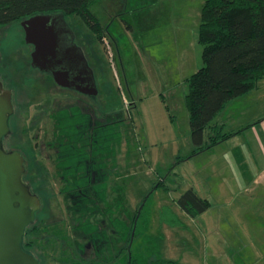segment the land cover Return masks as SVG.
I'll return each mask as SVG.
<instances>
[{"label":"rangeland","instance_id":"rangeland-1","mask_svg":"<svg viewBox=\"0 0 264 264\" xmlns=\"http://www.w3.org/2000/svg\"><path fill=\"white\" fill-rule=\"evenodd\" d=\"M123 1V11L113 10L107 0L90 9L103 33L100 40L77 17L64 18L92 69L97 91L92 103L104 106L103 147L100 152L98 137L92 135L87 165L78 166L76 160L64 164H74L70 168L76 180L71 183L51 167L50 149L49 158L36 150L26 155L25 177L42 203L33 225L45 211L49 222H66L74 205L76 216L80 211L89 220L85 232L78 228L74 233L77 247L84 244L79 235L87 233L91 262L86 264H128L130 259L134 264H264L262 177L258 160L246 151V130L192 154L186 80L202 66L197 28L204 0ZM0 43V77L12 86L16 114L30 99H50V91L39 86V74L30 68L31 48L19 22L0 28ZM28 74L34 76L30 83L22 79ZM243 97L229 102L213 120L222 133H231L244 118ZM26 109V117L12 119V135L24 132L17 146L24 153L33 144L51 146L57 137L50 122L31 123L35 107ZM37 131L40 141L34 137ZM58 137L69 152L65 135ZM188 189L208 203L195 218L176 206ZM47 235L25 238L39 264H68L71 259L80 264L65 248L49 244Z\"/></svg>","mask_w":264,"mask_h":264},{"label":"trees","instance_id":"trees-1","mask_svg":"<svg viewBox=\"0 0 264 264\" xmlns=\"http://www.w3.org/2000/svg\"><path fill=\"white\" fill-rule=\"evenodd\" d=\"M99 2L0 0V28L20 23L34 15L61 14L64 18L77 17L100 40L103 35L101 27L90 12ZM197 42L201 46L202 66L186 80L185 95L193 155L241 132L222 133L213 120L230 101L254 90L264 80V0H204L199 15ZM176 206L189 218H195L208 209L207 201L191 189L180 195ZM134 221L135 217L131 227ZM174 225L177 222L170 226ZM34 230L33 225L27 226L21 241L22 249L32 256L34 254L26 248L25 238ZM129 241L130 238L127 244ZM127 244L125 250H128ZM128 264L134 262L130 259ZM149 264L177 263L153 260Z\"/></svg>","mask_w":264,"mask_h":264},{"label":"flooded vegetation","instance_id":"flooded-vegetation-1","mask_svg":"<svg viewBox=\"0 0 264 264\" xmlns=\"http://www.w3.org/2000/svg\"><path fill=\"white\" fill-rule=\"evenodd\" d=\"M62 32L64 33V35L62 36V41L64 42V45L76 46L81 51V54L84 59V62L82 61L74 62V60H71V62H69L70 60L69 61L67 60L65 66H63L64 70L69 75L70 84H71L70 88H63L61 86H58L53 82L51 76L48 73H42L39 70L30 67L32 71L37 72L40 75V76L38 75V78L36 77L39 82V86L47 87V89L51 93L50 94L51 98L43 100L41 103L38 102L34 103L32 99H30L28 102L30 105L28 106V103L27 105L25 103H23V105L21 104V107H19L18 109L20 112L16 114V109H15L16 107L14 102L12 86L8 85V83L7 85L4 84V80H2L0 77V82L2 84L3 89L9 91L11 94V105H12V113L7 120L8 134L2 140V147L4 151L9 153L11 152L17 153L23 159L24 171L22 174V181L29 188V192L32 195L36 196L39 201V210L35 213L34 221L36 215L41 209L42 203H41V198L37 194L32 193V191L30 190V182H29L30 179H27L25 177V171L27 170V165H28V164L26 165V161H27L26 155H33V152L31 151L36 150L38 151L39 154H44L46 158H49V153L47 152V150L50 149L53 155V159H52L53 164L51 165V167L54 169V171L58 172V174L60 175L59 177L61 179L66 178L69 181V183H71L76 180L75 176L73 175V170L71 171L70 168V166H74V164L72 165H64V164H67L68 162L71 163L76 160L77 161L76 165L78 166L87 165L86 154L90 152L91 149L93 148L92 135L98 137V140L95 145L99 147L100 152H102V147H103L102 137L104 132V120H105L103 103H92L95 101V99L92 100L91 97L87 95H83L78 91V89L83 88L88 82L87 80L89 79V76L87 70L92 71V69L88 63V59L83 49L77 45L75 36L67 24L66 27H62ZM1 44L2 43H0V46H2ZM30 48L32 52L33 47L30 46ZM29 62H30V57H29ZM31 77L34 76L28 74V75H24L22 79H26L27 81ZM30 80L28 81L29 83ZM17 81L18 80H16L15 82ZM18 82H20V80ZM16 84L18 85L20 84L21 86V82ZM51 88L53 89V91ZM30 106L35 107L34 114L30 116L31 123L34 121L38 123L40 122L44 123L45 121L46 122L49 121L50 126L52 127V134L53 136L56 135L54 137H57V139H55V141L52 142L51 146L49 142L46 143L42 142L40 145L33 144V146H31V150L28 153H24L20 150V147L17 146L18 144L16 143L17 138L21 139V137L24 135V132L22 130L20 132L18 131L19 137L17 138H15L12 135L14 130V128L12 127L13 126L12 119L15 116H17L18 118L26 117L27 114H29L26 108L28 107L30 108ZM69 123L71 127L68 125ZM70 129H72L71 132V134H73L72 138L69 137ZM60 133L64 134L65 138L68 140L67 143L69 148L68 150H70L69 152L64 150L59 145L58 136ZM38 134L39 131H37L34 137L35 139L37 140L39 139L40 141L41 138L37 137ZM71 139H73V141H71ZM67 167L69 169H67ZM89 181L91 180L89 179ZM70 201L73 202L74 200H70ZM67 213L68 214H67L66 222L63 218H57L54 221L49 222L47 219L50 218L51 215L45 211L42 215L41 220L37 225H33L34 221L32 224H30L33 225L35 230L27 233L26 237H28L29 234L32 233L40 234V235L42 233V237H44L45 234H48L47 241H49V244L56 243V245L60 246L61 249L65 248V250L69 251V255H71L72 253V256H74V258H76L77 262L80 264L89 263L91 261L88 260L87 258L89 257L88 255H90L91 250L87 246L88 245L86 241L87 233L86 234L81 233L78 237L80 238L82 236L84 238V244L81 245V247L80 246L77 247V245H75V239L77 236L75 237L74 234L75 232H79L78 228H80L83 232H85L86 230L84 228L88 227L87 221L89 220L87 218H83L82 212L80 211L78 213L79 216L77 217L74 205L72 206V208H70V210H68ZM55 236L59 238H55ZM71 243H73L72 246ZM25 245L26 248L30 250L31 242L27 241ZM43 255H45V252H43ZM34 259L39 264V260L36 257H34ZM73 261L75 260L71 259L67 263L72 264Z\"/></svg>","mask_w":264,"mask_h":264},{"label":"water","instance_id":"water-1","mask_svg":"<svg viewBox=\"0 0 264 264\" xmlns=\"http://www.w3.org/2000/svg\"><path fill=\"white\" fill-rule=\"evenodd\" d=\"M24 42L33 47L30 66L48 73L53 82L70 88V79L63 66L67 60L84 62L81 51L62 41V27H66L61 14L34 15L19 23ZM89 79L78 91L96 98L97 91L91 70ZM12 113L11 94L0 82V264H38L21 247L24 230L33 223L39 210V201L22 181L23 159L17 153L3 150L2 140L8 134L7 120Z\"/></svg>","mask_w":264,"mask_h":264},{"label":"crops","instance_id":"crops-1","mask_svg":"<svg viewBox=\"0 0 264 264\" xmlns=\"http://www.w3.org/2000/svg\"><path fill=\"white\" fill-rule=\"evenodd\" d=\"M108 1L112 4L110 6L113 7V10L116 8L115 10L117 11H123L126 8L123 0ZM120 20L124 22L122 18ZM127 29L132 31L130 26ZM243 98H246L244 101L245 114L243 113L244 115H241L244 118L242 117L240 123L231 131L238 132L246 130V142L247 147H249L246 151L258 160V168L262 177L260 196L264 198V80H261L257 88L246 93ZM239 134L241 133L239 132L235 135L238 136Z\"/></svg>","mask_w":264,"mask_h":264},{"label":"built area","instance_id":"built-area-1","mask_svg":"<svg viewBox=\"0 0 264 264\" xmlns=\"http://www.w3.org/2000/svg\"><path fill=\"white\" fill-rule=\"evenodd\" d=\"M104 41V40H103ZM104 44H106V41H104Z\"/></svg>","mask_w":264,"mask_h":264}]
</instances>
